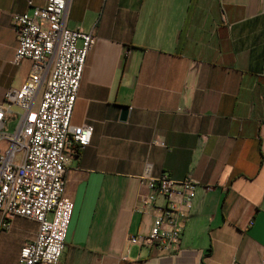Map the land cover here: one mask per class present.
I'll use <instances>...</instances> for the list:
<instances>
[{
	"label": "crops",
	"instance_id": "crops-1",
	"mask_svg": "<svg viewBox=\"0 0 264 264\" xmlns=\"http://www.w3.org/2000/svg\"><path fill=\"white\" fill-rule=\"evenodd\" d=\"M28 2L0 0V101L32 68L12 61L11 17L30 12ZM65 26L95 41L70 118L89 124L92 137L66 151L73 208L58 264H259L264 0H68ZM146 164L152 177L197 181L178 245L151 253L128 241L152 222L135 209L149 194L140 181ZM37 227L16 217L1 230L0 264H17Z\"/></svg>",
	"mask_w": 264,
	"mask_h": 264
},
{
	"label": "built area",
	"instance_id": "built-area-1",
	"mask_svg": "<svg viewBox=\"0 0 264 264\" xmlns=\"http://www.w3.org/2000/svg\"><path fill=\"white\" fill-rule=\"evenodd\" d=\"M67 2L29 0L30 12L11 17L17 37L12 61L33 64L21 87L5 89L0 101V231L16 217L38 225L35 237L20 248L17 264L59 263L73 208L65 189L66 151L86 147L92 137L89 124L73 126L70 118L95 37L65 26ZM12 122L15 128L8 132ZM140 181L149 194L135 209L151 214L152 222L146 233L131 235L129 244L149 253L172 249L180 241L197 181L191 173L179 180L167 173L152 177L150 164Z\"/></svg>",
	"mask_w": 264,
	"mask_h": 264
},
{
	"label": "rangeland",
	"instance_id": "rangeland-1",
	"mask_svg": "<svg viewBox=\"0 0 264 264\" xmlns=\"http://www.w3.org/2000/svg\"><path fill=\"white\" fill-rule=\"evenodd\" d=\"M12 110H13V111H16V107L13 106V107H12ZM15 125H16V123H15V122H12V123L8 126V132H11V131L15 128Z\"/></svg>",
	"mask_w": 264,
	"mask_h": 264
},
{
	"label": "water",
	"instance_id": "water-1",
	"mask_svg": "<svg viewBox=\"0 0 264 264\" xmlns=\"http://www.w3.org/2000/svg\"><path fill=\"white\" fill-rule=\"evenodd\" d=\"M127 112H128V107L127 106H124L123 109H122L121 117L122 118H125L126 115H127Z\"/></svg>",
	"mask_w": 264,
	"mask_h": 264
}]
</instances>
